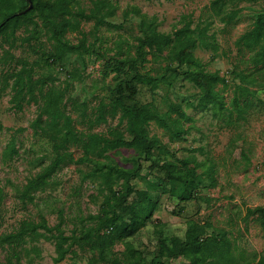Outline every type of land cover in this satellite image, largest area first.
Returning a JSON list of instances; mask_svg holds the SVG:
<instances>
[{"label": "rangeland", "instance_id": "obj_1", "mask_svg": "<svg viewBox=\"0 0 264 264\" xmlns=\"http://www.w3.org/2000/svg\"><path fill=\"white\" fill-rule=\"evenodd\" d=\"M112 1L116 3V14L108 17L100 27H94V19L82 20L78 30L66 33L67 38L77 43L83 37V31L87 34L90 51L71 52L50 70L34 64L35 77L40 72L50 75L44 89L55 86L65 90L67 111L75 119L79 131L108 135L115 127L125 128V122L119 123V114H108L107 120L100 123L95 118L98 104L112 99L113 87L118 82L113 71L104 73L105 59L114 53H132L139 34L138 17L134 13L128 20L123 19V11L132 7L155 16L159 31L172 32L180 27L183 14L191 17L193 26L206 25L211 44L198 46L195 55L208 70H217L229 78L228 85H217L229 102L234 84L232 71L245 68L248 56L239 52L236 39L251 27L257 13L264 9V0H220L221 7L213 6V0ZM74 6L88 12L92 0H75ZM234 8H238L235 19L229 23L223 21L222 14ZM32 28L29 25L17 30L15 46L11 48L14 60L2 57L1 45L8 48V43L0 36V186L5 192L0 205V236L16 230L23 220L39 221L42 217L51 226L61 221L66 234L73 230L78 232L94 224L88 215L100 211L106 192L102 191L100 178L89 175L91 168L86 163L70 162L53 174L46 187L35 193L32 202L25 203L18 196L17 189L53 159L51 140L34 133L31 126L41 104L40 88L36 87L37 101H28L22 110H16L10 101V87H2L3 71L15 67L17 60L32 62L40 58L42 51L53 49L54 41L47 28L39 24L35 27L36 32L31 34ZM30 34L33 36L26 39ZM149 58L144 69L161 72L165 61ZM137 87L138 92L127 101L154 106L168 123L164 126L152 120L148 125L149 134L156 137L164 148L157 146L152 157L171 158L179 165V160L184 159L188 167L196 168L201 178L189 184L171 181L165 187L154 186L157 177L164 172L153 165L148 167L146 163L142 177L136 179L135 184L137 188L149 190L156 200V208L152 219L126 239L136 252H130L118 240L102 258L89 245H75L74 251L65 259L55 261L57 253L53 237L41 236L34 242L38 250L29 251L31 261L28 262L22 253L21 264L85 263L89 258L95 259L97 264H133L134 255L139 254L148 260L157 252L160 235L183 236L194 223L203 225L207 233L214 232L229 239L231 255L225 264H255L264 254V237L256 219L247 215V207L264 206V89L252 86L256 90L252 107L244 118L227 122L211 110L197 107L199 90L187 80L163 84L162 96L160 93L153 96L143 85ZM125 91L130 92L128 88ZM173 104H180L186 115L181 116L171 109ZM180 128L186 131L184 135H180ZM12 137L16 138L18 154L4 156ZM72 150L75 158L82 154L79 147ZM106 154L127 167L133 164V156L137 155L133 148L127 147L111 149ZM185 187L198 197L181 199ZM174 262L186 264L187 260L180 257ZM0 264H17L7 243L0 242Z\"/></svg>", "mask_w": 264, "mask_h": 264}, {"label": "trees", "instance_id": "obj_2", "mask_svg": "<svg viewBox=\"0 0 264 264\" xmlns=\"http://www.w3.org/2000/svg\"><path fill=\"white\" fill-rule=\"evenodd\" d=\"M219 1L213 0V6L221 7L223 3L219 4ZM32 2L31 9L18 13L27 7L28 0H0V36L8 43V48L1 45L2 57L14 60L11 48L15 46L16 32L22 26L32 25L31 34L36 32L35 27L39 24L46 27L54 41L53 49L42 51L40 58L32 62L27 59L17 60L15 67L3 71L2 87H10V101L16 110H22L28 101H37L36 87L40 88L41 104L31 126L34 133L51 140L53 159L17 189L18 196L25 203L32 202L35 193L46 187L53 174L62 165L70 162L86 163L91 168L89 175L99 177L102 191L106 192L100 211L88 215L94 224L85 226L78 232L73 230L66 234L61 221L51 226L47 219L42 217L39 221L23 220L16 230L3 233L0 242L7 243L12 248L17 264L22 263V253L28 258V262L31 261L29 251L38 250L34 242L41 236L53 237L57 253L55 261L65 259L69 252L74 251L75 245H89L91 249L97 250L102 258L118 240H121L130 252H136L126 239L152 219L156 208V200L149 190L137 188L135 184V180L142 177L146 163L148 167L153 165L160 172H164L157 177L154 186L165 187L171 181L189 184L201 177L195 167H188L184 159L179 160V165L171 158L152 157L157 146L164 148L156 137L149 134L148 125L152 120L164 126H168V123L154 106L148 103H130L127 99L138 92V84L145 86L153 96L159 93L162 96L163 84L172 85L181 79L192 82L199 90L197 107L211 110L227 122L244 118L252 107L253 97L256 96V90L252 86L257 85L264 89V9L257 13L251 27L236 39L239 52L248 56L245 68L232 71L234 84L228 103L217 85H228L229 78L217 70H208L195 55L194 50L198 46L207 47L211 44L206 25L193 26L191 17L183 14L180 27L172 32H164L157 29L155 16L141 12L137 7L125 9L124 21L131 17V13L138 17L139 34L136 36L132 53H114L104 62V73L106 74L107 70L113 71L118 82L113 87L112 99L109 102L102 100L98 104L95 120L100 123L107 120L108 114H119V123L125 122L124 130L115 127L107 135L97 132L84 134L79 131L75 119L67 111L65 90L55 86L44 89L50 75L40 72L39 76L35 77L34 64L50 70L52 66L63 62L71 52L90 51L87 34L82 31L83 37L74 43L67 38V31L78 30L80 22L89 19H94V27L97 29L108 17L116 14V3L112 0H92V6L87 12L84 8L75 9V0ZM237 15L238 8H234L224 12L221 19L229 23ZM31 34L26 39L31 38ZM149 56L154 60L162 58L165 61L161 72L153 73L150 69H144L145 63L150 60ZM126 88L130 90L129 93H126ZM171 109L181 116L186 115L180 104H173ZM179 131L180 135L186 133L182 128ZM73 147L82 150V154L77 158L74 156ZM121 147L133 148L136 151L137 155L133 156L131 166L120 165L106 154L108 150ZM18 151L16 138L12 137L3 155L11 157L18 154ZM101 157L106 159L102 160ZM211 181L214 182L212 176ZM183 193L181 199L198 197L186 190V187ZM4 196L3 186H0V205ZM247 215L256 219L264 237V206L247 207ZM230 255L228 238L214 232L207 233L203 225L194 223L186 229L183 236L160 235L157 252L148 260L139 254L134 255L133 264H176L174 260L180 257L187 260L186 264H225ZM68 264L97 262L89 258L85 263L73 261ZM255 264H264V254L260 255Z\"/></svg>", "mask_w": 264, "mask_h": 264}, {"label": "water", "instance_id": "obj_3", "mask_svg": "<svg viewBox=\"0 0 264 264\" xmlns=\"http://www.w3.org/2000/svg\"><path fill=\"white\" fill-rule=\"evenodd\" d=\"M32 6H33V2H32V0H28V5H27V7H26L25 9L19 11L18 13H24V12L28 11L29 9H31Z\"/></svg>", "mask_w": 264, "mask_h": 264}]
</instances>
